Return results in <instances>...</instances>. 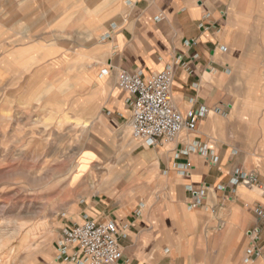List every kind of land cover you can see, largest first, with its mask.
<instances>
[{
  "label": "crops",
  "instance_id": "0c3cea01",
  "mask_svg": "<svg viewBox=\"0 0 264 264\" xmlns=\"http://www.w3.org/2000/svg\"><path fill=\"white\" fill-rule=\"evenodd\" d=\"M71 6L97 40L86 82L100 118L95 127L105 132L109 148L103 190L80 203L74 223L91 217L124 229L118 264H249L248 232L264 197L256 188L230 184L239 170L264 185V81L258 64L235 48L240 31L234 21L248 10L245 0H9L0 9L22 12L23 33L10 39L36 40L57 36L53 23H68ZM84 6L96 12L93 18L84 16ZM60 33L69 34L68 24ZM168 69L177 112L184 119L202 108L210 112L195 131L150 148L131 136L132 113L119 77ZM190 190L203 191L200 208L189 206ZM158 193L164 200L147 196ZM250 264H264V253Z\"/></svg>",
  "mask_w": 264,
  "mask_h": 264
},
{
  "label": "rangeland",
  "instance_id": "374dc122",
  "mask_svg": "<svg viewBox=\"0 0 264 264\" xmlns=\"http://www.w3.org/2000/svg\"><path fill=\"white\" fill-rule=\"evenodd\" d=\"M245 5L234 21L235 48L258 64L264 81V0ZM68 8V23H53L58 35L36 40L10 39L23 33L21 10L0 9V264H57L62 229L104 187L109 148L86 82L97 40L77 21L79 8ZM67 24L69 34L60 33Z\"/></svg>",
  "mask_w": 264,
  "mask_h": 264
},
{
  "label": "built area",
  "instance_id": "2783aa9c",
  "mask_svg": "<svg viewBox=\"0 0 264 264\" xmlns=\"http://www.w3.org/2000/svg\"><path fill=\"white\" fill-rule=\"evenodd\" d=\"M110 38V35H107ZM173 71H166L144 76L141 72L123 73L119 77L118 89L127 97L132 113L130 121L131 136L150 148L166 146L175 141L183 132L195 131L198 122L209 114L205 108L184 119L173 105L172 87ZM221 112L220 109L215 110ZM205 150V149H204ZM214 164L218 159H212ZM230 182L233 190L238 185L256 188L264 197V185L257 182L256 177L236 170ZM205 188V185L202 189ZM226 191L225 186H220ZM191 208L202 206L203 191H193ZM215 212V211H214ZM257 225L248 232L249 246L246 252V263H254L264 253V207L255 206ZM223 226L221 225L219 229ZM61 239L57 243L56 262L72 264H118L122 259L123 238L125 230L115 222H101L85 217L81 223L64 226Z\"/></svg>",
  "mask_w": 264,
  "mask_h": 264
}]
</instances>
